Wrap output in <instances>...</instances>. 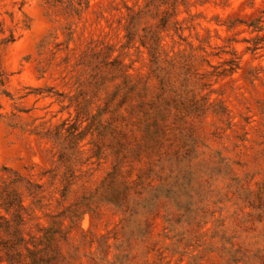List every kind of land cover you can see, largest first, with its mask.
<instances>
[{"label": "rangeland", "instance_id": "obj_1", "mask_svg": "<svg viewBox=\"0 0 264 264\" xmlns=\"http://www.w3.org/2000/svg\"><path fill=\"white\" fill-rule=\"evenodd\" d=\"M0 264H264V0H0Z\"/></svg>", "mask_w": 264, "mask_h": 264}]
</instances>
